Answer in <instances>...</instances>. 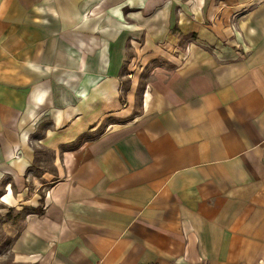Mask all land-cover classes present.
<instances>
[{
    "label": "crops",
    "instance_id": "0c3cea01",
    "mask_svg": "<svg viewBox=\"0 0 264 264\" xmlns=\"http://www.w3.org/2000/svg\"><path fill=\"white\" fill-rule=\"evenodd\" d=\"M99 1L0 0L13 264H264V0Z\"/></svg>",
    "mask_w": 264,
    "mask_h": 264
},
{
    "label": "rangeland",
    "instance_id": "374dc122",
    "mask_svg": "<svg viewBox=\"0 0 264 264\" xmlns=\"http://www.w3.org/2000/svg\"><path fill=\"white\" fill-rule=\"evenodd\" d=\"M105 0H100L96 5H94L91 9L83 13L82 18L84 20L95 18L99 16L103 10L104 6L106 7L107 4H105ZM193 7L196 9V3L192 4ZM193 39V37H187V38H182L181 42L179 43L181 47L185 44L186 40ZM129 55L127 57V61L123 65V72H125V75L123 73V76L121 78V89L123 91L131 90L133 92V97H135V102H134V109L133 113L136 114L139 112V105H140V100L142 96V90L146 89L148 84L152 82L153 77V71L155 69H163L167 70L168 67L165 62L161 60H154L148 64H143L140 61H135V56L133 55V52L129 51ZM134 56V57H133ZM134 58V59H133ZM129 70L132 72L131 75H127L126 73L129 72ZM32 143V142H31ZM18 149L14 148L15 155L17 156V151ZM44 160L47 161L48 163L50 162V155L44 154ZM49 165V164H47ZM8 240L0 235V264H13L12 258L8 252Z\"/></svg>",
    "mask_w": 264,
    "mask_h": 264
}]
</instances>
